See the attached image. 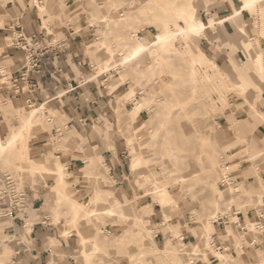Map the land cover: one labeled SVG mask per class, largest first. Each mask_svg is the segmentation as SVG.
<instances>
[{
    "label": "rangeland",
    "instance_id": "obj_1",
    "mask_svg": "<svg viewBox=\"0 0 264 264\" xmlns=\"http://www.w3.org/2000/svg\"><path fill=\"white\" fill-rule=\"evenodd\" d=\"M60 1L42 0L40 4L32 0L29 8L37 5L45 10L41 13L36 9L42 21L40 31L53 35L55 40L64 38V35L62 31H56L54 25L58 29L63 25L67 28L75 26L79 28L77 32L82 31L86 36L83 52L90 54L93 75L96 69L100 75L95 83L103 84L113 95L116 123L106 127L104 138L101 136L98 143L89 144L80 135L72 136L65 121L48 107L45 108L48 114L57 116L55 127L46 124L36 127L32 134L28 133L26 138L0 155V179L3 174L14 175L28 193L36 185L43 183L45 186L43 198L46 201L41 204L42 208L38 213L28 211L30 220L47 216L58 229L56 238L51 235L58 240L55 244L52 242L54 252L49 254L55 257L53 264H196L199 261L203 264H244L241 250L237 255H229L227 261L220 262L217 249L221 242L214 243V247H206L208 232L205 224L211 217H216L209 232L212 236L214 222L218 218L226 216L235 221L236 213L254 209L260 214L259 207L264 206V76L255 71L253 64L258 53H263L264 58V36L259 35L264 28V15L260 14L264 3L234 20L231 19L232 11L222 13L225 16L223 19L228 20L207 30L205 35L187 39L176 36V54L167 46H156L157 51L153 48L139 60L125 64L127 53L139 45L138 36H145L150 43L156 40L155 34L161 28L174 30L179 29L178 25L183 26L176 20L178 10L182 3L191 0H66V6L62 8ZM193 1L199 17L208 25L213 19H219L216 14L212 15V10L225 5L216 0ZM244 25L248 32L246 35L240 33V27ZM25 33L30 35L27 30ZM257 41L260 45L256 44ZM10 44L11 39L0 41V52ZM186 46L210 63L193 64L190 56L183 55ZM109 60L110 64L106 65ZM13 65L14 61L0 58V72L3 69L12 70ZM115 67L117 70L113 69ZM209 73L213 77L205 78ZM240 77L253 83L244 85ZM116 83L122 85L113 93L112 85ZM129 90H133L135 96L123 100ZM12 105L11 100L2 96L0 86V114L5 117L8 127L16 125L15 129H18L23 124L12 122L15 118L26 119V113L20 114ZM24 108L30 110L27 105ZM135 110L138 112L130 119L127 113ZM121 115L123 117L119 121ZM116 134L124 140L128 151L126 168L134 195L122 194L116 187L110 188L113 196L107 202L99 203L97 216L90 220H85L82 215L78 218L71 209V202L64 196L65 192L63 196L55 195L57 201L51 193L57 182L54 172L37 169L44 163L33 160H43L53 155L52 151L70 154L78 151L83 154L84 163L85 155L86 158L97 157L114 147ZM42 140L48 141L45 153L36 148V143ZM130 144H134L137 153L144 158L143 164L134 171L131 168ZM257 154L261 156L251 160ZM116 160L119 161V158ZM61 161L68 168L65 161ZM53 163H50L52 168ZM100 163L87 172L98 175L91 179H87L86 172L81 169L84 164L69 170L79 172L84 181L76 182L69 177L68 184L64 186L69 194L66 195L87 204L102 188L99 176L108 177L115 185L110 166L104 167ZM164 164L169 168L165 169ZM229 175L234 180L225 185L224 177ZM183 177H187L184 182L180 179ZM147 178L161 181L163 188L177 201L176 207L166 210L158 207L157 216L153 214L151 219L150 212L143 214L146 206L149 209L152 206L146 205L148 197L152 198V203L157 202L147 194L150 186L146 183ZM136 185H139L136 187L138 190ZM78 189L81 191L76 194ZM136 191H139L138 194ZM115 198L122 204L125 216L109 217L103 212L114 204ZM90 207H85L82 213L89 212ZM260 210L264 217V207ZM165 213L169 216L170 226L162 225ZM145 217L149 218V226L154 228L152 234L147 233L140 222ZM9 222L8 218H0V264H35L30 260H14L11 242L20 240L30 244V240L7 235ZM247 222L246 226L251 224ZM257 226L261 229L248 228L254 240H260L264 231L261 225ZM63 227L65 231H70L69 237L63 236ZM172 231H178L179 237L172 242L173 250L165 253L162 249ZM186 233L189 239H186ZM81 237H97V248L91 242L79 246ZM227 237L225 240L234 239L230 235ZM241 237L242 243L247 241L243 235ZM181 239L186 244L198 245L201 248L198 256L192 249L181 252ZM226 246L231 247V244ZM83 248L88 253V258L84 260L79 257ZM214 259L219 261L212 263Z\"/></svg>",
    "mask_w": 264,
    "mask_h": 264
},
{
    "label": "crops",
    "instance_id": "obj_2",
    "mask_svg": "<svg viewBox=\"0 0 264 264\" xmlns=\"http://www.w3.org/2000/svg\"><path fill=\"white\" fill-rule=\"evenodd\" d=\"M36 1L42 4V0ZM216 1L225 5H223V8H214L212 10V15L216 14L218 18H221L220 20L224 22L228 19H223L225 16L221 14L228 11L235 13L237 11L238 5H240V0ZM31 2L32 0H0V41L11 39H8L9 35L11 34L10 27L15 25H21L25 30L29 31L30 35L43 34V32L40 31L42 21L39 14L36 13V9L37 11L40 10L41 13H44L45 10L41 6L37 5L30 9L29 7ZM59 6L61 8L65 7L66 0H61L59 2ZM26 10L30 11L27 12ZM247 12L248 11H246L244 14H247ZM227 16H229V14ZM54 26L56 31L63 32L64 38H68L69 50L66 55L53 60V64L50 66L47 75L42 80L40 87L33 96H30L31 98H35V102H33L35 107L26 103L25 96L19 98L16 97L13 92H7L6 90L1 89L2 96L13 102V107L15 110L22 109L26 105L30 109H36V106L41 105L39 108H37L40 115V122L34 127V129L41 126L42 124H46L47 126L50 125L49 127H55L57 116L52 117L48 114V110L45 108L49 107L53 112L57 113L58 118L65 121L66 126H68V128L71 130L72 136L76 137L77 135H80L82 136L83 141H88L89 144H96L99 142V140H101V136L104 138L105 132L107 130L106 127L116 123V108L114 106L115 104L113 95L108 92L107 88H105L103 84L99 85L95 83L96 79L99 78L100 75L97 74V69L93 75L90 54L83 52V45L86 41V36L82 33V31L77 32L79 28L75 26H68L69 28H67L63 25V28L60 29L56 27L57 25ZM0 58L14 61L13 68L10 70L11 72H18L24 64L23 53L18 50L9 49L8 47L0 52ZM121 85L122 84H119L116 89L112 88V92L114 93L115 90H117ZM121 117L123 116L121 115L119 117V121ZM19 119L15 118L12 123L15 124V121L18 123L17 125H22L25 123V118H21L20 121ZM5 123V117L0 114V142L2 141V143L9 141L12 137V133L14 130H16V125H10V127H8V124ZM53 131L55 132V130ZM53 136L56 138V135ZM119 137L120 136L118 134L115 135V146L110 150L103 152L102 155L87 158L85 155L84 163L82 160L83 154L79 153L78 151L70 154L64 151L60 152L51 150L55 156L50 154L43 160H41V158H35L33 160L32 157H29V159L36 161L37 163L42 162L45 165H50L51 162H58V164L62 165L63 169L68 172L66 184H68L69 177L74 178L76 182L84 181V178L79 175V172H71L69 170L75 169L78 166L84 164L81 169L86 172L85 174L87 177V172L91 171L92 167H97V163L101 162L100 164L104 167H108L109 165L110 170H114L112 173L114 176L112 178L115 180V185L110 186L109 189L116 187V189L122 194H131L132 188L129 184L130 173L126 168V161H124L122 158V154L126 151L125 143L124 140H121ZM46 141L42 140L40 143H36V148L40 152L45 153L48 151L44 148L48 144V141L47 143ZM116 158H119V161H117ZM61 159L65 161V163L68 165V168L61 161ZM245 161L250 160L245 159ZM239 164L241 166V163ZM56 184L54 186H56ZM80 191L81 189H78L76 194H78ZM138 192L139 191H136L137 194ZM45 193L46 189L43 183L36 185L34 189L29 190V198L32 202V210L34 213H38L40 208H42L41 204L46 201L45 198H43ZM66 194L69 195L67 192ZM132 195H134V192ZM142 198H140L139 201ZM55 199L57 201V196H55ZM148 199L149 203L146 205L152 206L151 209L146 206V210L144 211L146 214L150 212L148 215L151 219L153 214L157 216V208L161 207V205L159 203L158 204L160 206L157 203H152L150 201L152 200L151 197H148ZM74 200L81 203L77 199ZM263 207L264 206L259 207L258 212L260 214L255 212L254 209L249 210L247 213H236L235 217L237 218L238 222L235 219V221H232L226 216L218 218L219 221L214 222V232L212 233V238L216 244L221 242V246L217 249V252L223 255L227 254L225 256H234L237 255L238 250H241L240 255L242 256V262L244 264H248V262H250L249 264H257L259 261V264H264V232L262 233L260 240H254L251 237L248 226H246L248 223L247 221H249L253 224L258 222L257 225L259 224L262 226V228H264V220L261 219L262 211L260 210L263 209ZM51 210L54 211V208ZM29 220L22 216H17L12 220L10 219L9 223L11 225L6 228L7 235L11 237L15 236L18 239L28 238V240H30V244H24L20 240L11 242V246L15 253L14 260L25 262L30 260L35 264H44L46 262L48 264H53L55 257L49 254L54 252L52 246L58 241L52 237L55 236L56 238V234L58 233L57 227L53 224L51 218H48L47 216H40L39 218L33 217L30 220L32 224L27 225ZM162 225L164 226V224ZM257 225L255 228L256 230L259 229ZM243 226L245 227L243 228ZM63 228L64 232L65 227ZM227 230H229L231 234L227 233ZM227 234L230 235V237H234V239L225 240L228 239ZM185 235H187V233ZM242 235L247 239V241L242 243L241 247H238L237 244L242 241ZM236 236H238V238L235 239ZM186 237V239L190 238L188 235ZM58 238L62 239L61 237ZM50 239L53 242L51 248L47 246ZM229 243L231 244V247L226 246ZM217 261H219V259H214L212 263ZM245 261L248 262L246 263ZM220 262L222 263V261ZM196 264L203 263L199 261Z\"/></svg>",
    "mask_w": 264,
    "mask_h": 264
},
{
    "label": "bare ground",
    "instance_id": "obj_3",
    "mask_svg": "<svg viewBox=\"0 0 264 264\" xmlns=\"http://www.w3.org/2000/svg\"><path fill=\"white\" fill-rule=\"evenodd\" d=\"M250 2H251V0H240V5H238L237 11L235 13H233V16L231 17V19L234 20V19H237V18H241L246 11H253L256 8L263 6L264 0H255L254 6L245 7V5L249 4ZM198 14L199 13H198L197 7L195 6L193 0H191V1L187 2V3H182L180 9L178 10V15H177L178 17L176 18V20H179V22H181L184 25L183 26H179L177 24L178 23V21H177V23H175V24L178 25L179 29L176 28L174 30H172V29H164L163 30L161 28V31H159L157 34H155V36H156L155 39L156 40H151L150 43L147 42V39H146L145 36H143V37L138 36L139 45L134 47V48H131V50L129 51V54L126 52L128 56L126 58L125 64H130V63L132 64L133 62L139 60V58H141L143 56V54L147 53L148 51H151L153 48H154V51H157V50H155L156 46H158L159 48H161L163 46H167L168 50L174 51V54H176L177 53L176 47H178L176 42L174 41L176 36H183L185 39H187L190 36H196V35H199V34L205 35L207 30H209L211 28H215L216 25L224 24V21H222L220 19H213L212 22L209 25L207 23L205 24L203 22V20L199 17ZM260 14L263 16L264 15V10H262ZM105 19L107 21V18H105ZM102 22H105V21H102ZM240 29H241L240 33H242L243 35L244 34L245 35L248 34L247 29H246V25H244L243 27H240ZM259 35L264 36V28H263V30L261 32L259 31ZM170 39H171V41H169ZM121 41H123V40H121ZM256 44H259L258 41L256 42ZM101 46H104V45H101ZM248 46H251V45L248 44ZM186 48H185L186 50L183 51V55L190 56L191 59H192L191 62L193 64H200L201 65L203 63L206 64V62L208 64L210 63L209 61H207L203 57L197 56V54H195V52L192 51L190 46H186ZM249 49H251V48L249 47ZM108 64H110V60L106 62V65H108ZM253 64H254L255 71L257 73H259L261 76H264V58H263V53L260 52L256 56H254ZM127 66H129V65H127ZM117 67H115L113 69L117 70ZM212 77H213V74H210V73L205 76V78H209V79H211ZM240 79L242 80V83L244 85H248L250 83H253V81L252 82H248L246 80V78L244 79V78L240 77ZM118 86H119V83H116V84L112 85V88L116 89V87H118ZM134 96H135V92L133 90H129L127 92V94H125L123 96V100L125 99L127 101L128 99H130V98H132ZM137 105H139V104H137ZM41 108H43V107H41ZM138 108H140V107H138ZM16 110L20 114L24 113V112L26 113L25 123L22 125V127L14 130L13 135H12V137H11V139L9 141H7L5 143L4 142L2 143V141L0 142V155L3 152H6L9 149H11L16 142H19L21 139L26 138V135L28 133L30 134L33 131L34 127L40 122V115H39V112H38L37 108L36 109H32L31 108L30 110H26L25 108H22V109H16ZM137 112L138 111L135 110V112L132 111L130 113H127V115L131 119L134 115H136ZM121 118H120V120H121ZM129 146L132 147V151H131V155H132L131 168H132L133 171L134 170H138V168L143 164V159L144 158H143V156L141 154L137 153L136 148L133 147L134 144H130ZM260 156H261L260 154L254 155L251 158V160H254L255 158H258ZM163 166H164L165 169L169 168V166L167 164H164ZM38 168L40 170H43L44 172L45 171H53L54 172V175L57 177V184H56V186L52 187V192L51 193L53 195L63 196V194L65 192L64 186L67 183L66 177L68 175V172L63 169L62 165L58 164V162H55L53 168L51 167V165H45V164L44 165H38L37 169ZM92 168H94V167H92ZM93 171H95V170H93ZM94 175L95 174H93V173H88L87 174V178L91 179L90 177H92ZM95 176H98V175H95ZM186 178L187 177H183V178H180V179L182 180V182H184V181H186ZM99 180L101 182L100 184H101L102 188L99 189L96 192L95 197H93L87 204L79 203V202L75 201L74 199L70 198L69 196H67L66 194L64 195L69 200V202H71V209H73L76 217L79 218V216L82 215V217H84L85 220L92 219L94 216H97L99 214V209L97 208L99 203L102 202V201L103 202L104 201L107 202L109 199L112 198L111 196H113V194H112L111 191H109V187L112 186L114 184V182L111 179H109L108 177H101V176H99ZM146 183L150 185L149 189L147 190L148 196L149 195L153 196V198L156 200V202L159 203L161 205V207H163V209L166 210L169 207H176L177 206V201L169 194V192L167 190H165L163 188L161 181L156 180V179L147 178ZM138 186L136 185L135 188L138 187ZM260 202H261V200H260ZM113 203L114 204L111 207L106 208L103 212L106 215H108L109 217L125 216L126 214L123 212L124 208H123L122 204L117 200V198L114 199ZM217 203H218V201H217ZM88 206H91L90 209H89V212L84 211V213H82L83 209L85 207H88ZM143 214H146V212L143 211ZM163 216H164L163 217L164 226H170V224H169V222H170L169 221V216L166 213ZM147 219H149V218L148 217L141 218L140 222L142 223L144 230L147 233L152 234L153 231H154V228H151L149 226V224L147 222ZM213 219H216V217H213V218L211 217V219H209V221H207V223L205 224V226H206L205 230H206V232H208V234H206L207 235V240H206V247L207 248H211L212 246L214 247L215 246L214 243H216L214 241V239L212 238V236L209 234V232L212 230L211 228H212V224H213V221H214ZM234 219L237 221L236 217H234ZM30 224H32V222L29 220L27 222V225H30ZM256 224L251 223V224L248 225V228L254 229L256 227ZM259 229H261V228H259ZM229 230H227V233L231 234V232ZM100 231L102 233H104L102 229ZM79 234H81V231H79ZM63 236L64 237H69L70 236V231L69 230L64 231ZM178 237H179L178 236V231H172L170 236L168 237L167 242L164 244L162 251L165 252V253L171 252L173 250L172 249V242H174V240L176 238H178ZM96 238L97 237H93V238L81 237L79 246H85L86 244L91 242L93 247L97 248V244H96L97 240H96ZM235 239H236V237H235ZM241 245H242V241L237 244L238 247H241ZM47 246L49 248H51V246H52V240L51 239L48 241V245ZM179 247H180L181 252H184L185 250L192 249V252L196 256H198V254L200 252V249H201L196 244H194V245L193 244H185L183 239L180 240ZM79 257H81L83 260L85 258H88V253H87V251L84 248L80 249ZM217 258L221 259V261L223 262V261H227L229 259V256H225V255H223V254L218 252L217 253Z\"/></svg>",
    "mask_w": 264,
    "mask_h": 264
},
{
    "label": "built area",
    "instance_id": "obj_4",
    "mask_svg": "<svg viewBox=\"0 0 264 264\" xmlns=\"http://www.w3.org/2000/svg\"><path fill=\"white\" fill-rule=\"evenodd\" d=\"M10 30L9 37L12 38L8 48L22 52L24 64L18 72L3 69L0 72V86L2 90L13 92L16 97L25 96L26 103L34 107L35 98L30 96H33L40 87L53 60L68 53L69 40L68 38L55 40L53 35L49 34L28 35L21 25L10 27ZM122 155L126 161L128 151ZM113 172L114 170H110L111 175ZM233 179L232 175L224 177V184L229 185V181ZM29 209L32 210L29 193L21 187L20 181L14 175L3 174L0 179V218L12 220L22 216L29 220ZM261 219L264 220V217L261 216Z\"/></svg>",
    "mask_w": 264,
    "mask_h": 264
},
{
    "label": "snow or ice",
    "instance_id": "obj_5",
    "mask_svg": "<svg viewBox=\"0 0 264 264\" xmlns=\"http://www.w3.org/2000/svg\"><path fill=\"white\" fill-rule=\"evenodd\" d=\"M255 4V0H251L249 4H246L245 7H252Z\"/></svg>",
    "mask_w": 264,
    "mask_h": 264
}]
</instances>
